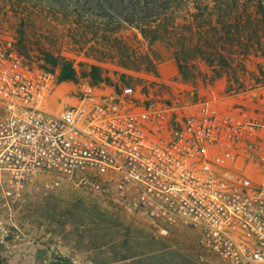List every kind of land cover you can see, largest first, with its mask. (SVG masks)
<instances>
[{
    "label": "built area",
    "instance_id": "2783aa9c",
    "mask_svg": "<svg viewBox=\"0 0 264 264\" xmlns=\"http://www.w3.org/2000/svg\"><path fill=\"white\" fill-rule=\"evenodd\" d=\"M57 84L0 42V192L103 185L163 230H197L206 264H264V118L228 126L207 106L181 114L129 87Z\"/></svg>",
    "mask_w": 264,
    "mask_h": 264
},
{
    "label": "rangeland",
    "instance_id": "374dc122",
    "mask_svg": "<svg viewBox=\"0 0 264 264\" xmlns=\"http://www.w3.org/2000/svg\"><path fill=\"white\" fill-rule=\"evenodd\" d=\"M90 3L0 0V42L10 41L29 64L54 74L58 91L72 92L83 83L129 87L146 106L181 114L207 106L215 120L228 126L264 118L262 23L254 37L241 33L249 42L217 75L211 62L191 51L182 56L186 63L181 77L166 43L148 45L115 13ZM145 54L153 67L139 65ZM64 64L71 66L74 77L59 81ZM220 79L222 88L216 83ZM228 87L235 90L228 93L231 97L222 92ZM7 193L0 192V264H206L197 230H163L117 204L103 185Z\"/></svg>",
    "mask_w": 264,
    "mask_h": 264
},
{
    "label": "trees",
    "instance_id": "16d2710c",
    "mask_svg": "<svg viewBox=\"0 0 264 264\" xmlns=\"http://www.w3.org/2000/svg\"><path fill=\"white\" fill-rule=\"evenodd\" d=\"M91 4L93 8L115 13L121 22L138 30L148 45L166 43L172 48L181 77L186 63L182 56L187 52L193 51L211 62L210 67L217 75V69L230 65L232 54L249 42L247 36L242 39V32H251L254 37L258 23L264 29V0H92ZM139 57V65L154 66L147 54ZM73 77L71 66L62 65L58 80ZM234 91L226 88L227 93Z\"/></svg>",
    "mask_w": 264,
    "mask_h": 264
},
{
    "label": "crops",
    "instance_id": "0c3cea01",
    "mask_svg": "<svg viewBox=\"0 0 264 264\" xmlns=\"http://www.w3.org/2000/svg\"><path fill=\"white\" fill-rule=\"evenodd\" d=\"M216 83L218 84V86L220 85V88H222L223 86H224V83H223V80H218V81H216ZM222 92H223V94L225 95V96H228V97H231L232 95L231 94H228V93H226L225 91H224V88H223V90H222ZM239 94H236V95H234V96H238Z\"/></svg>",
    "mask_w": 264,
    "mask_h": 264
}]
</instances>
